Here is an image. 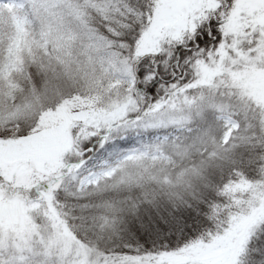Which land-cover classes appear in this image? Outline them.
Masks as SVG:
<instances>
[{"label":"snow or ice","instance_id":"snow-or-ice-1","mask_svg":"<svg viewBox=\"0 0 264 264\" xmlns=\"http://www.w3.org/2000/svg\"><path fill=\"white\" fill-rule=\"evenodd\" d=\"M66 11L40 39L20 30L0 63V145L65 133L53 155L28 162L23 183L0 169V191L48 221L9 229L19 242L0 246V264H264V98L247 83L264 76V0H67ZM25 49L41 81L18 89L9 73L23 71ZM81 78L85 92H62ZM161 131L117 149L114 165L89 166L130 133ZM242 148L259 158L255 179L238 168ZM177 159L179 170L155 173ZM121 185L143 194L89 199ZM61 193L87 213L95 244L70 225Z\"/></svg>","mask_w":264,"mask_h":264},{"label":"rangeland","instance_id":"rangeland-1","mask_svg":"<svg viewBox=\"0 0 264 264\" xmlns=\"http://www.w3.org/2000/svg\"><path fill=\"white\" fill-rule=\"evenodd\" d=\"M46 1H51L52 3H67V0H0V48L4 40H6V47L7 39H9L20 26L25 25L28 21H33L34 23V21L37 20L40 31L46 30L49 25L53 32L57 30L58 26L64 21L57 19V21L52 24V22H46L44 20L42 10H46L43 8L44 2ZM72 2L74 3L75 0H72ZM48 11L50 10L48 9ZM51 15L54 16L52 10ZM41 21H43V25ZM81 59L85 58L81 57ZM88 71L91 72V69ZM247 83L255 98H264V76L256 74L253 78L249 79ZM117 84L118 81L116 79H105L102 82V87L105 89H108L109 86L115 88ZM86 90L83 78H81L79 82L64 81L62 83V92L64 94L76 91L83 93ZM59 98V95H56L45 102L48 101L49 103L51 101L54 103ZM4 115L6 119L9 118L7 113ZM170 133H172V130ZM66 135L68 139H71V130H68ZM64 140L65 133L62 130H58L49 133L44 138H35L13 144L0 145V169H3L6 173V179H11L13 173H15L18 177L17 183H23V180L20 178L26 171L30 170L28 162H35L50 157L64 143ZM107 160L114 165L117 156L115 155ZM99 164L94 168L98 169ZM29 221L38 224L42 228H46L48 223L42 214V210L38 207L32 208L31 205H26L19 192L13 194L8 191H0V225H3L5 229L3 234H0V246H2L5 251L8 250L9 245H15L19 242L17 240V233L9 229H19L27 225ZM47 234V231L42 233L45 237ZM39 239L38 236L34 237L33 245L37 244ZM56 258L58 259V257Z\"/></svg>","mask_w":264,"mask_h":264},{"label":"trees","instance_id":"trees-1","mask_svg":"<svg viewBox=\"0 0 264 264\" xmlns=\"http://www.w3.org/2000/svg\"><path fill=\"white\" fill-rule=\"evenodd\" d=\"M44 3L45 4H44L43 8H45L46 10H42V11H43V18L46 22H52V24H53V22L55 23L57 21V19H60L64 22H66L67 3H65V2L52 3L51 1H46ZM48 9L50 11H48ZM51 10L53 11L54 16L51 15ZM20 30H23L24 32L30 33L32 35V37L35 39H40V33L42 32L38 28V21L37 20H35L34 23H33V21H28L27 23H25V25L20 26V28L16 32H14L13 35L9 39H7L6 47H5V41L6 40L3 41L2 46L0 48V63H6L7 62L9 42H10V40L18 41V33ZM77 48H78V46H74L73 53H75ZM21 60L23 61V64H24L23 71L19 72V73L13 71V72L9 73V75H11V77H12L11 83L16 84L18 89H27L30 86H32V84L38 85L41 81V75L36 70L35 65L31 63V59L29 57L27 49H25V51L21 57ZM29 72L31 73V79L30 80L28 79ZM4 86L7 87V84H5ZM16 95L19 97L20 92L17 91ZM46 103H48V101ZM49 103H53V102L50 101ZM225 103H227V101H225ZM236 111L239 112L240 109L237 108ZM212 118L213 117H212L211 113H209V115H208L209 121H211ZM239 118L241 120H243L244 116L241 115ZM197 123H199V121H197ZM167 131L170 135H172L174 137L175 136H181L182 137V134L179 131L174 132V133L173 132L170 133L171 129H168ZM156 135L162 136V135H164V131H161L158 133L157 132H146V133H142L140 136H137L134 132L130 133L127 141H117L116 145H114V146L110 145L104 152H100L94 159H92L89 162V166L94 168L102 160L110 159V158L114 157L117 149L131 147V146L137 144V142L141 139L144 141L152 140L153 137ZM217 135H219V132L217 133ZM108 152H113V155L108 156ZM235 159L239 162L238 168L243 170L249 179H255V177L257 175L256 170L260 166L259 165V158L256 155L255 151L248 149V148H242L236 154ZM181 163L182 162L179 159L175 160V163L173 165H167V162H164V165H162L160 161H157L156 165H155V173H158L159 169L162 166H167L169 171L179 170ZM128 171L131 173H135L136 169L129 166ZM226 171H227V167L225 168V172ZM154 187H155L154 185L150 186L146 190L151 191L152 188H154ZM142 194H143V192H138V191H136L135 188H131L127 185H121L117 188H109L108 190L99 193V195L92 194V195H90L89 199L92 203L100 205L101 203H111L112 201L119 202V201L124 200V199H130L134 195H142ZM60 202L61 203L66 202L68 204L69 209H71V211H69V213H68L69 216L77 217L76 219L70 220V222H69L70 225L75 226L78 230H81L80 231L81 236L85 235V232L82 229H87L88 230V238L90 240H92L93 243L95 244L96 240H95V236L91 234L90 223L80 219V217L87 216V213H82L80 211V208L76 205V202H74L72 200H66L63 193L60 194ZM84 202L88 203L89 201H84ZM99 243H100L101 248H103L105 245L111 246V244H112V242L110 240H102Z\"/></svg>","mask_w":264,"mask_h":264}]
</instances>
